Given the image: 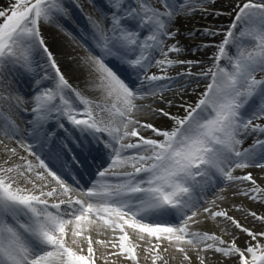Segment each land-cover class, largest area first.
I'll return each instance as SVG.
<instances>
[{
	"label": "snow or ice",
	"instance_id": "snow-or-ice-1",
	"mask_svg": "<svg viewBox=\"0 0 264 264\" xmlns=\"http://www.w3.org/2000/svg\"><path fill=\"white\" fill-rule=\"evenodd\" d=\"M158 2L163 10L148 0H133L132 7H127L124 0H114L109 26L105 28L99 21L94 22V38L100 52L85 57L84 63L95 74L96 89L113 101L110 106L95 104L101 112L108 113L107 121L102 115L98 118L94 114L93 101L72 88L41 35V22L50 23L55 14L66 13L62 0H18L8 11L0 10L3 20L0 23V83L6 65H18L25 72H32L37 51L46 55L55 72L51 87H40L41 81L49 79L47 74L40 81H34L40 90L32 97L33 133L41 138L38 130L55 113L81 137L102 142L109 152L108 166L96 173L99 179L81 189L74 188L65 179L69 163L63 160L61 152L71 151L66 142L61 141V151L49 157L50 161L59 162L56 170L32 151V144H20L38 163L21 156L23 163L0 166V264H95L91 233L101 234V228L113 233L119 230L118 243L105 240L95 243L105 248L118 247L119 251L111 255H124L134 264H139L137 248L140 245L133 242L127 229L133 230L140 241L148 238L149 246L144 250L151 255L152 264L157 261L168 264L162 254L169 251V247L162 248L165 242L175 247L188 264H192L189 251L195 252L199 264H206L202 253L209 250L230 259L232 264H264V243L259 242V238H264V214L248 211L245 216L259 221L261 230L257 232L229 215L227 209L203 208L213 220L222 217L245 233L250 241L245 242L244 248L237 245L235 236L227 241L215 233L190 230L191 223H199L195 219L199 214L196 193L213 176L228 182H250V187L238 189L235 194L264 205V187L250 172L233 175L236 169L264 170V139L261 138L264 123H254L264 121V76L257 79L258 73H264V0H244L242 5L238 4L233 22L223 33L225 38L219 44L203 45L217 49L213 64L198 74L182 73L208 75L211 80L195 105L186 102L181 105L185 112L182 117L163 108L138 105L136 101L151 97L172 105L171 100L163 98V92L171 89L157 83L171 79L166 75L165 66L200 62L168 58V52L164 51L165 38L175 35L168 29L176 16L207 12L206 5L215 0ZM133 23L135 28L130 27ZM202 34L214 37L220 32L204 29ZM229 46L235 48L234 55L229 54ZM154 51L164 58L155 60ZM168 51L180 49L172 45ZM106 58L117 59L126 71L138 73L140 78L134 84L126 82L106 63ZM221 60H226L227 66H222ZM152 66H159L165 74L149 75L147 70ZM69 92L78 104L66 95ZM15 101L19 107L22 97L16 96ZM144 107L174 121L172 128L163 130L135 119L132 113ZM246 108L250 111L246 112ZM0 118L5 121L0 123V133L15 138L18 125L4 117L2 111ZM135 125L151 130L155 137L162 139L142 136ZM59 127L64 128V124L60 123ZM250 135L252 144L242 149L244 139ZM132 137L138 140L125 143ZM133 149L136 150L133 154H125ZM8 150L17 154L15 148ZM72 163L79 161L72 157ZM238 210L244 211L242 206ZM175 217L180 219L173 225L170 218ZM81 238L86 241L87 254H83Z\"/></svg>",
	"mask_w": 264,
	"mask_h": 264
},
{
	"label": "bare ground",
	"instance_id": "bare-ground-1",
	"mask_svg": "<svg viewBox=\"0 0 264 264\" xmlns=\"http://www.w3.org/2000/svg\"><path fill=\"white\" fill-rule=\"evenodd\" d=\"M63 1V0H62ZM110 3L114 4V0H109ZM244 3V0H217L215 1L214 5H206L208 8L207 12H200L195 11L191 15H179L175 19V24H172L171 27L168 29L170 33H177V35H173L169 37V40H167L168 43L167 46L164 48L165 52H168L170 59L171 57L177 55L173 52H169L168 49L170 46L175 45L180 49V53L183 51H187L189 55L192 54V51H196L195 55L193 57H182V58H172L174 61H193V62H200V63H194L193 65H185L181 63L174 64L172 66H165L166 67V75L170 77V81L177 79L173 85H175V88L177 85H184L187 90H182L180 93H176V89H174V92L163 96L164 100H171L172 105L169 106L167 103H163L162 105L154 104L158 108H166V105H168V109L166 112H169L175 116H183L185 114L184 107L181 105L186 102L188 105H195L197 100L200 98L201 94L205 91V86L203 85L202 81L199 80L200 75H182V73H192L189 70L191 69L190 66H195L196 69H199L200 72L206 70L213 64V54L216 53L217 49L215 47H203L205 44H219L225 37L223 35L224 31L228 29V26L233 22L234 16L236 15V11L234 9L237 8V5H242ZM155 7V6H154ZM238 10V9H237ZM79 14V12H76ZM216 13H221L219 15H215ZM75 14V13H72ZM68 11H66L65 14H62L60 16L59 14H55L52 22L54 25H56V29L53 27H50L47 31L48 35V41H50V44L47 45L49 50L52 52L53 57L56 60V63L58 67L61 70H64L66 74V79L68 80L69 84L72 86L73 89L80 92L82 95H87V98H92L95 102V104H101V105H111L113 101L111 99H107L105 97V94L96 89V77L95 74L90 70L89 66L84 63V58L87 57L89 54H87L85 51L80 50L77 43L70 38H68L65 34V30L63 28H58L60 25H72L74 27H78L82 31H86L88 34H90L91 29L89 26L82 25L80 22V17L76 19L75 16ZM216 16V18L214 17ZM60 16V19L62 21H59L58 17ZM79 16V15H78ZM69 21H68V20ZM71 21V22H70ZM41 28H43L41 26ZM204 29H212L215 31L220 32L219 35L216 36H209L206 34H202ZM81 32V31H79ZM178 34H181L180 36ZM199 35H205L208 38H202L197 37ZM89 37V36H88ZM91 37V35H90ZM93 38V35H92ZM91 39V38H90ZM79 48H78V47ZM229 50V48H228ZM154 51L153 53H155ZM172 53V54H170ZM159 57L156 60L163 59L164 57L159 53ZM72 57L70 59L69 57ZM225 60H221L220 63L224 62ZM46 64H45V63ZM51 67L50 62L48 61L46 55L42 51H37L34 55V65H33V71L38 74L35 78L32 79L33 83L34 81H40V78L43 77V74L45 72H49V77L51 75L50 70H45L44 68ZM187 66V67H186ZM156 68L151 69L149 75L151 74H158L163 75L165 74L164 71L161 70L159 66H155ZM60 70V71H61ZM10 71L17 76L18 69L12 68L10 66ZM33 72V73H34ZM29 76L31 77L32 73L28 72ZM62 73V72H61ZM178 73V74H177ZM63 74V73H62ZM55 76V75H54ZM194 77H197L194 82H192V85L195 86L196 82L200 83V85L197 83V86L195 89L189 88V86H192L189 81H193ZM204 79L205 77L202 76ZM2 79L3 82L0 83V101H2L3 97L5 98L6 105H12L15 108L18 109L16 106V101L11 99V97L15 98V96L22 97V101L19 103V106L25 107L29 106L30 102L27 101V99L24 96L18 95L23 93L21 89L24 90L22 86H19L16 79L11 78L7 73L4 71L2 72ZM35 84H33V87L31 89H26L25 91H33L35 89ZM180 85V86H181ZM37 86V85H36ZM21 87V89L19 88ZM93 89V90H91ZM93 91V92H92ZM37 91L35 90L31 96L33 97L34 93ZM66 95H69L73 98V103L78 104V101L73 96L72 93H66ZM159 100V98H147L143 100H137L136 103L138 105H149V103H153V101ZM255 99L252 101V104H255ZM151 109L153 108V105L150 106ZM9 108V107H8ZM11 111V108H9ZM20 111V110H19ZM95 111L97 115H102L107 121L109 119L107 112H101L100 109L95 107ZM245 111H250V108H246ZM12 112V111H11ZM22 112H20L21 115ZM33 114V113H32ZM34 115V114H33ZM57 115V114H53ZM133 117L135 119H138L141 121V123H149L150 121H153L157 124H162L164 122H167L168 119L162 117H157L159 115L158 113H154L151 111L148 107H144L139 109L138 111H134L132 113ZM34 119V116L30 117V121ZM56 116H52V118L43 125L42 129H39V133L41 135H44L48 137L49 140L52 139L53 135L56 134L57 131L61 130V127H59L60 123L65 124V119L62 117H59L58 120H55ZM169 121H172L169 119ZM118 122V121H117ZM256 123H264V121H254ZM67 123V121H66ZM174 123V122H173ZM173 126V125H172ZM133 126H129V130H131ZM135 127L139 130L140 134L144 137L152 138L151 136L154 135L151 130L145 129L140 127V125H135ZM172 128V127H171ZM170 128V129H171ZM169 129V130H170ZM58 134V133H57ZM158 139L160 137H157ZM138 140V137H132L129 138V140H126L127 142H136ZM253 140V139H252ZM252 140L250 143L252 144ZM0 166L10 167L13 164L17 163H23V161L20 160L21 156L26 157L29 160H32L35 164V160L33 156L28 155V153L20 147V144L17 143L14 140L8 139L4 137L0 133ZM247 141V143L249 142ZM250 143L247 145L250 146ZM15 148L16 149V155H13L8 149ZM8 161V164L5 165L4 162ZM129 170V169H127ZM242 170V169H241ZM37 171H42L40 169H37ZM251 173L253 177L257 180V183L264 187V177L261 176L264 175V170H261L259 168H253L250 167L248 169H243L242 171H234V176H242L246 173ZM227 182V186L221 188L218 192H215L212 194L211 197H209L206 204H203L200 207V212L195 217L196 220L199 221V223H191L190 224V230L191 231H199L201 233L207 231L210 234L215 233L216 235L221 236L224 240L231 241L233 239V236L236 237V243L239 247L244 248L245 242L250 241V238L243 232H240L237 230L233 225H231L230 222L226 221L222 217H217L214 220L210 217L208 213L201 212L204 207H210L213 211L219 210V209H227L229 212V215L233 216L234 218L240 220L242 224H245L250 229H253L254 231L259 232L261 230L259 226V221H253L251 217H248L245 219V216L248 211H256L258 214H264V205L250 200L248 197H244L242 195L235 194L238 189H244L247 187H250L251 184L248 181H234V182ZM38 183H40L38 181ZM53 185H50L51 187ZM28 187H31V185H28ZM47 190V189H46ZM225 196V199L223 200V203H215L213 204L212 201L219 199L218 197ZM222 202V201H220ZM213 205V206H212ZM243 207L244 211L238 210V207ZM129 232V235L133 242L140 245V247L137 248V256L139 264H152L151 255L147 254L145 252V248L149 246L148 238L146 237L145 241H140L138 239V235L133 232L131 229H127ZM101 234H97V232L93 231L91 233L94 244L93 247L95 249V264H134V262L128 260L125 258L124 255H111V253L118 252L119 249L112 248L111 246L105 248L101 246L100 244L95 243L96 240H105V241H113L118 243V236L120 235L119 230H117L115 233H113L111 230H107L104 228L100 229ZM231 233V235H230ZM87 235V233L85 234ZM81 247L84 249L83 254H87V244L86 241L82 238L80 239ZM75 247V246H73ZM163 247H169V251L167 253H163L165 255V258L168 260V264H188L187 261L183 260V255L176 251L175 247L169 246L167 242H165L162 245ZM186 248H190L191 246L184 245ZM162 251V249H161ZM146 255L148 258L146 259ZM189 255L192 257V264H199L198 260L196 259V254L193 251H189ZM202 255L205 256L206 264H232V261L228 258L221 257L218 253H213L211 250H209L206 253H202ZM157 264H161L160 261H157Z\"/></svg>",
	"mask_w": 264,
	"mask_h": 264
},
{
	"label": "rangeland",
	"instance_id": "rangeland-1",
	"mask_svg": "<svg viewBox=\"0 0 264 264\" xmlns=\"http://www.w3.org/2000/svg\"><path fill=\"white\" fill-rule=\"evenodd\" d=\"M216 1V0H215ZM237 1V0H236ZM18 2V0H0V10H5V11H8L9 9H10V6L11 5H13V4H16ZM215 3H213V4H210V5H214ZM156 5H161L160 3H154V6H156ZM161 8H162V6H160ZM163 9V8H162ZM215 15H217V14H215ZM214 15V17L216 18V16ZM3 22V20H2V18H0V23H2ZM172 24H175V19H174V21L172 22ZM171 24V25H172ZM41 26L43 27V28H41V35L43 36V38H44V40H45V44H50V41H48V35H47V31H48V29L50 28V27H53V28H55L56 29V25H54V23L51 21L50 23H45V22H41ZM242 27V26H241ZM58 28H63L64 29V26L63 25H60V27H58ZM170 28V27H169ZM65 30V29H64ZM177 33L178 32H176L175 33V35H177ZM65 34H66V36L68 37V38H70L71 40H73V41H75L76 43H77V45L80 47H78L80 50H82V51H85L87 54H89L90 55V52L88 51V49L79 41V38L78 37H76L75 35L73 36L70 32H67V30H65ZM174 35V36H175ZM179 36L181 35V34H178ZM197 37H202V38H208L207 36H205V35H199V36H197ZM168 39V38H167ZM165 40H166V38H165ZM166 43V42H165ZM246 43H248V42H246ZM251 45L249 44V47H250ZM233 46H231V48H232ZM193 53L192 54H190L189 53V55H187L188 54V52L187 51H183V52H173L174 54H177V55H175V56H173V57H171L170 59H172V58H182V57H186V58H190V57H193L196 53V51H192ZM229 52V54L230 55H234V53H232V51L230 52V51H228ZM170 54H172V53H170ZM168 56H169V54H168ZM159 57V55H157V56H155V59L156 58H158ZM70 59H72V57L70 56L69 57ZM226 63H227V61H226ZM185 65H188V64H185ZM222 66H227V64H221ZM187 67V66H186ZM191 67V69L189 70L190 72H192L193 74H198V73H201L200 72V70L199 69H196L195 68V66H190ZM152 68H153V66H152ZM63 71V73H64V75L66 76V74H65V72H64V70H62ZM178 74V73H177ZM202 76L203 77H205L204 79L202 78ZM261 76H264V73H258L257 74V79H259V78H261ZM196 78L197 77H194V80L192 81H189V83H191V85H192V82H194L195 80H196ZM207 78V79H206ZM208 79H210V76H208V75H200V78L197 80V81H199V80H203L202 81V83H203V85L205 86L206 84H208L209 82H208ZM177 79H174V80H172V81H170L169 79L168 80H163V81H158L157 83L158 84H160V85H166L167 86V88H169V89H171L170 91L169 90H165L164 92H163V96H166V95H168V94H170V93H172V92H174V89L173 88H175V85H173L174 83H175V81H176ZM210 82H211V80H210ZM197 83L198 82H196L195 84V86H189V88L191 87V89H195L196 88V86H197ZM199 85H200V83H198ZM181 85V84H180ZM177 85L176 86V93H180L182 90H187V88L184 86V85ZM91 90H93V89H91ZM93 92V91H92ZM85 96H87V95H85ZM161 100L159 99V100H155V101H153V103H149V102H147V104H149L150 106H152L153 105V108L154 109H160V108H158V107H156L154 104H157V105H162L163 103H161L160 102ZM168 105H166V108H163L164 109V111H166L167 109H168ZM97 114V113H96ZM97 116H100V115H97ZM157 117H162L161 115H157ZM164 118H166V117H164ZM166 119H168V118H166ZM173 122L174 121H169V119H168V121L167 122H164V123H162V124H157V123H155V122H153V121H150L149 120V123H151V124H153L155 127H157V128H160V129H163V130H169L171 127H172V125H173ZM254 123H256V122H254ZM152 132V131H151ZM149 137V136H148ZM147 137V138H148ZM152 138H156L154 135H152L151 136ZM158 139V138H157ZM159 139H162L161 137L159 138ZM133 154V153H132ZM262 178L264 177V175L263 176H261ZM225 197V196H224ZM246 198V197H245ZM224 200V199H223ZM223 200H221V199H216V200H214L215 201V203H218V204H220V203H223ZM220 201H222V202H220ZM213 206V205H212ZM259 242L260 243H264V238H259ZM251 243L252 244H255L256 243V241H251Z\"/></svg>",
	"mask_w": 264,
	"mask_h": 264
}]
</instances>
